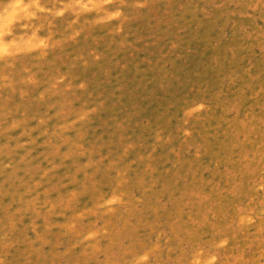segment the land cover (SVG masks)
Wrapping results in <instances>:
<instances>
[{"label": "rangeland", "instance_id": "374dc122", "mask_svg": "<svg viewBox=\"0 0 264 264\" xmlns=\"http://www.w3.org/2000/svg\"><path fill=\"white\" fill-rule=\"evenodd\" d=\"M0 38V264H264V0H21Z\"/></svg>", "mask_w": 264, "mask_h": 264}, {"label": "bare ground", "instance_id": "6f19581e", "mask_svg": "<svg viewBox=\"0 0 264 264\" xmlns=\"http://www.w3.org/2000/svg\"><path fill=\"white\" fill-rule=\"evenodd\" d=\"M14 3V0L8 5V7L6 8V10H5V12H6V14H5V17H3L1 20H0V25L2 24V22L5 20V19H9V18H11L12 16L11 15H9V13H11L13 10H12V7H11V5ZM1 39V38H0ZM2 42V41H1ZM0 42V49H1V47L3 46V42L1 43Z\"/></svg>", "mask_w": 264, "mask_h": 264}, {"label": "clouds", "instance_id": "9594fccd", "mask_svg": "<svg viewBox=\"0 0 264 264\" xmlns=\"http://www.w3.org/2000/svg\"><path fill=\"white\" fill-rule=\"evenodd\" d=\"M12 12L9 15L14 16L17 9L21 7V0H14V3L11 5Z\"/></svg>", "mask_w": 264, "mask_h": 264}]
</instances>
